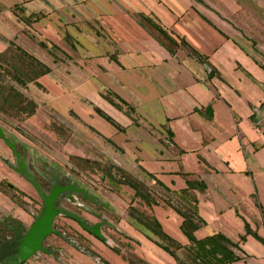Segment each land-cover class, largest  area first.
<instances>
[{
  "label": "crops",
  "instance_id": "obj_1",
  "mask_svg": "<svg viewBox=\"0 0 264 264\" xmlns=\"http://www.w3.org/2000/svg\"><path fill=\"white\" fill-rule=\"evenodd\" d=\"M252 5L264 0H0V54L12 43L49 67L28 94L36 111L66 123L68 156L102 161L105 153L153 190L151 205L132 188L127 201L121 193L108 199L128 237L110 231L106 245L81 232L109 264H176L129 216L131 207L153 215L181 245L188 239L174 206L194 200L205 221L197 239L222 233L238 241L244 221L264 232V40L250 34ZM1 165L0 219L29 224V184ZM187 180L195 186L183 193ZM58 239L59 257L23 264H102ZM239 245L232 264H264V244L248 234Z\"/></svg>",
  "mask_w": 264,
  "mask_h": 264
},
{
  "label": "rangeland",
  "instance_id": "obj_2",
  "mask_svg": "<svg viewBox=\"0 0 264 264\" xmlns=\"http://www.w3.org/2000/svg\"><path fill=\"white\" fill-rule=\"evenodd\" d=\"M247 10L248 24L253 28L250 31L251 36L257 41L264 40V6L252 5ZM31 56L12 46L0 57V126L6 135L15 138L18 143L26 145L30 151L46 162L54 164L56 169L68 172L69 176L110 200H115L114 193H121L125 196L124 201H127V192L132 188L131 182L142 189L153 191L144 182L133 177L134 175L129 173L126 168L115 164L105 153L106 160L102 161L68 156L63 146L70 135L65 130L67 126L64 120L49 119L46 112L42 110L34 109L32 113L30 111L28 100H32V98L28 94L29 84L41 72V68ZM18 147H20L19 144ZM0 152V158L14 163L10 148L2 140H0ZM27 158H29V154H27ZM2 164V168H5L8 174L13 172L7 164L3 162ZM7 184L5 185L7 189L13 190ZM28 186L30 193L34 196V198L29 195L27 197L28 209L36 214L41 206V201L36 196L34 189L30 185ZM143 212L148 215L146 211ZM69 222V220L59 217L55 224L62 230L74 234V231L69 230ZM260 222L264 227V214H262ZM260 234L264 238V232ZM47 241L49 244H57L60 240L54 235H50Z\"/></svg>",
  "mask_w": 264,
  "mask_h": 264
},
{
  "label": "flooded vegetation",
  "instance_id": "obj_3",
  "mask_svg": "<svg viewBox=\"0 0 264 264\" xmlns=\"http://www.w3.org/2000/svg\"><path fill=\"white\" fill-rule=\"evenodd\" d=\"M4 134L9 140H15L17 152L20 154V156L24 157V161L27 165V168L34 175L35 180L44 192H49L55 178L61 186L70 184L74 185L75 187L84 188L85 191H87L86 197L83 196L81 192H63L56 201V206H59L67 211L73 212L79 217H81L84 225L87 227L98 225L99 232L104 236V239L99 238L92 231L84 228L81 223L78 222L77 219H74L67 214H59L55 216L52 223V227L53 229L57 230V233L48 234L42 241V246L46 248V251H36L33 253L32 256H30L19 264H23L31 257L39 256L41 254H52L55 257H59V255H61L60 248L55 246L54 244H49L47 241V238L50 235H54L55 237L62 239L64 242L71 244L74 247L82 250L83 252L93 256L100 263L107 264V261L100 258V256L90 248L88 239L84 237L81 232H85L86 234L93 236L94 238L100 240L106 245H110V240L108 237V235H110V231L116 233L120 232L121 235L128 237L127 234L121 232L118 229L117 223L115 222L116 210L111 204V202L108 200V198H105L101 193L91 190L89 187L82 184L80 181L74 179L72 176H69L68 172L56 169L54 164L46 162L42 158L38 157L34 152L30 151V149L26 145L18 143L15 138L9 137L8 135H6L5 132ZM0 140L5 143V141L1 137ZM5 144L7 145V143ZM18 144L20 147H18ZM10 150L14 157V163L11 161H7L4 158H0L1 162L7 164L15 174L25 180L30 185V187L34 189L36 196L41 201V206L36 214H34L28 208H25L27 209V212L32 218L29 224H25L22 221L13 218L11 215H5L2 219H0V225L4 228V230H0V264H15L17 260V247L19 245L18 241L25 234L29 226L32 224L34 217L39 213L43 204L41 197L37 194V191L32 186V184L12 167L13 165H16V158L11 148ZM27 154H29V158H27ZM7 186L17 190V188H15L11 183H8ZM21 193L23 194V192ZM59 217H63L73 221L78 227V230L74 229L71 225H68L69 230L71 229L72 231H74V234H70L66 232V230H62V228L58 227L55 224L57 218Z\"/></svg>",
  "mask_w": 264,
  "mask_h": 264
},
{
  "label": "trees",
  "instance_id": "obj_4",
  "mask_svg": "<svg viewBox=\"0 0 264 264\" xmlns=\"http://www.w3.org/2000/svg\"><path fill=\"white\" fill-rule=\"evenodd\" d=\"M142 18L145 22L149 23L164 39L173 44H177V41L172 38L162 27L152 22V20H150L148 17L142 16ZM180 43L187 49L189 54L195 56L198 60L203 61L204 57H202L195 49H193L184 39H181ZM12 46L13 44L11 43L7 50ZM13 47H16L23 53L29 55L21 48L17 46ZM3 54H0V57ZM33 59L35 60V63L38 65V67L41 68V72L38 75L45 74L49 71V67L39 62L37 59ZM213 74L214 70L210 69L209 75ZM38 75H36L33 80H35ZM28 104L32 113L36 108V104L33 100H28ZM96 111L108 122L120 129V126L109 115L105 114L99 109H96ZM151 177L153 178V176ZM157 183L163 186V184L159 181H157ZM186 183L187 188L182 190L183 193L189 192L190 188L195 186L194 181L187 180ZM131 186L135 191V196H140L143 198L147 205H151V203L156 202V200L150 196L148 192L149 189H142L133 182H131ZM174 208L182 217L180 229L188 239L187 245H181L175 239L166 234L153 215H146L145 212L134 207L129 208L128 214L130 217L135 219L136 224L145 231L146 236L149 239L155 242L159 247H161L176 260V264H232L234 261L241 258L236 253V251L241 250L239 243L244 241L246 235L248 234L252 235L255 239L264 244V238L259 236L256 231L252 230L247 222L244 223L245 233L239 236L238 241H232L222 233H214L202 239H197L193 232L197 228L204 225L205 221L198 214L196 200L184 206H174Z\"/></svg>",
  "mask_w": 264,
  "mask_h": 264
},
{
  "label": "water",
  "instance_id": "obj_5",
  "mask_svg": "<svg viewBox=\"0 0 264 264\" xmlns=\"http://www.w3.org/2000/svg\"><path fill=\"white\" fill-rule=\"evenodd\" d=\"M0 137L12 149L16 158V165H13L12 167L32 184V186L35 188L37 194L41 197L43 202L42 207L39 213L34 217L32 224L29 226L25 234L18 241L19 245L17 247V260L15 264L23 262L24 260L32 256L33 253L36 251H46V248L42 246V241L48 234L57 233V230L53 229L52 223L55 216L59 214H67L70 217L77 219L78 222H80L84 228L92 231L99 238L104 239V236L99 232L98 225L87 227L84 225L81 217H79L73 212L67 211L59 206H56V201L58 200L59 196L66 191L81 192L83 196L86 197L87 191H85L84 188L75 187L74 185L70 184L61 186L55 178L49 192H44L35 180L34 175L27 168V165L24 161V157L20 156V154L17 152L15 140H9L5 136L1 126Z\"/></svg>",
  "mask_w": 264,
  "mask_h": 264
}]
</instances>
